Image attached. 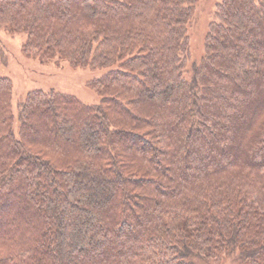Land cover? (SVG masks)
<instances>
[{"label": "trees", "instance_id": "obj_1", "mask_svg": "<svg viewBox=\"0 0 264 264\" xmlns=\"http://www.w3.org/2000/svg\"><path fill=\"white\" fill-rule=\"evenodd\" d=\"M0 0L29 58L100 96L0 79V264H264V0Z\"/></svg>", "mask_w": 264, "mask_h": 264}, {"label": "rangeland", "instance_id": "obj_2", "mask_svg": "<svg viewBox=\"0 0 264 264\" xmlns=\"http://www.w3.org/2000/svg\"><path fill=\"white\" fill-rule=\"evenodd\" d=\"M223 0H199L189 25L190 64L199 62L205 52L209 25L214 19L218 3ZM26 33H12L0 29V79L7 78L13 85L14 112L32 90L57 91L71 94L85 104H97L100 96L89 82L101 77L110 68L92 70L74 68L66 60L41 62L25 55L22 47ZM214 264H238L236 257H223Z\"/></svg>", "mask_w": 264, "mask_h": 264}]
</instances>
